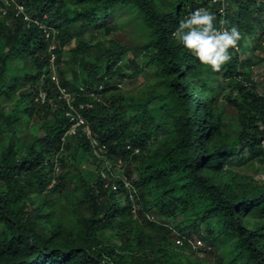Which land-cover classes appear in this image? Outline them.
<instances>
[{"label":"trees","instance_id":"16d2710c","mask_svg":"<svg viewBox=\"0 0 264 264\" xmlns=\"http://www.w3.org/2000/svg\"><path fill=\"white\" fill-rule=\"evenodd\" d=\"M197 8L215 13L218 28L234 25L242 34L222 65L220 90L173 35ZM36 24L53 29L52 64ZM119 29L129 31L130 44L109 37L97 61H89L96 46L85 36L108 37ZM141 53L157 85L126 95L123 103L107 81L140 74L135 60ZM127 54L132 60L123 63ZM83 59L79 83L63 76L77 74L73 66ZM13 62L18 67L9 72ZM262 62L264 0H0V133L28 126L17 119L20 111L41 122L40 137L19 136L0 154V264H264V178L236 181L228 171L241 159L264 163V88L248 75ZM53 66L74 95L73 111L105 146L99 157L80 128L76 141L61 143L72 122L48 76ZM160 87L164 95L155 96ZM226 107L236 116L235 135L223 126ZM82 161L94 167V178L84 175ZM108 161L125 164V181L107 167L100 172ZM176 238L181 246L168 242ZM192 238L211 262L187 254Z\"/></svg>","mask_w":264,"mask_h":264},{"label":"rangeland","instance_id":"374dc122","mask_svg":"<svg viewBox=\"0 0 264 264\" xmlns=\"http://www.w3.org/2000/svg\"><path fill=\"white\" fill-rule=\"evenodd\" d=\"M109 37L118 40V42L122 45H127V44H130V42H131L129 31L122 30V29H119V30L115 31L114 33H111V35L108 37L106 36V37H101V38H97V37L90 38L86 35L85 36L86 42L89 45H95L96 46V48L93 49L92 53L87 57V59L89 61H91L93 63L97 61L99 55L103 51L102 43L107 42L109 40ZM246 44H247L246 42H243L242 47H244ZM73 47H74V44L71 43L69 45L68 49L73 48ZM242 50H243V48H242ZM242 53L245 54L244 52H242ZM139 55H141V57L137 58L135 60V62H136V70H138L140 72V74H138L136 77H132V78H129V76H131V75H128L126 77V79H119L118 77L114 76L113 78H109V80L107 81L108 83H110V85L116 87V91H120V93H122V97L124 99L123 103H125L124 101H126V95H133V94L136 95L137 93H141L144 91L147 92L149 90H152L157 85V83H156L157 78L154 77L153 69L146 68L145 66L143 67V64L145 63V59H144L142 53ZM69 56H70V53L66 52L65 55L63 56L64 62L67 61ZM131 60H132V54H127L123 63H125V62L127 63V61H131ZM83 62H84V59L81 61H78V64L73 66L77 70V74L73 73V75H70L69 73H65L63 76L69 80L72 77V81L74 83H79L85 75L84 70L82 68ZM123 63L119 64V67L123 68L122 67ZM10 64H11L10 68L8 69L9 72L15 70L18 67L16 62L15 63L13 62ZM204 70H205L204 78L206 80H208L211 84H216L217 90H220L222 87H224L226 80H223L221 82L222 75L224 74L223 66H221V71H219V72H213L207 66L205 67ZM124 72H126L127 74H130L132 72V70L128 67V64L125 65ZM216 73H218V75H216ZM248 75H250L252 77L253 81L255 83H257V85H259V87L264 88V62L260 63L259 65L255 66V67H251V69L248 72ZM48 76H50V78L52 76H54L55 79L58 80V82H60L59 74L57 73V68L55 66H53L51 68ZM39 82H42V80L40 79ZM104 82H106V81H104ZM189 83H190V81H189ZM80 86H82V85H80ZM20 88L21 87H18V89H20ZM228 91H229V89H228V87H226V89L224 90L225 93H223L222 95H225ZM164 93H165V90H163L161 87L158 89H155V91H154L155 96H160L158 94L164 95ZM39 95H40L39 98L42 102L43 101V94L41 93ZM207 95H206V100L209 103V107L211 109H213L215 106L212 104L211 96L210 95L207 96ZM74 99H75L74 95L71 92V94H69L68 97L65 98L66 104L71 106V103L74 101ZM220 102L225 103L226 101L222 99V100H220ZM1 103H3V104L6 103L5 99L1 100ZM37 108H38L37 105H35L34 110H36ZM226 108L227 109L225 110V114L222 112V110L220 111L221 115H222V119H223L222 120L223 126L227 131H231V133L233 135H235L236 134L235 127H237L236 116L234 114V111L232 110L233 108H231V107H229V108L226 107ZM149 109L152 111V113L155 117L158 116L159 111H158L157 107L155 108V107L150 106ZM10 111H11V107H9V106H6L3 109V112H5V113H10ZM33 114H34V112H33ZM66 115H67V111L65 112V116ZM16 117H17V119H19V120L21 119L24 123L28 124V126L25 127L24 124H22V123L19 124V126L15 127V128H10L9 126H6V128L2 131V133H0V154L5 150V148L7 147V145L9 143L13 142V140L15 141V139L18 138L19 136H25L27 141H29V140L34 139L35 137H40V135H41V133L38 130L39 126L41 125V122H38L37 118H35L34 116L26 115V113H23L22 111H20ZM73 130L70 127V129L65 134H63V136L61 137V143L62 144L69 141V140L70 141H76L75 137H76V133H77L78 128H76L75 134L72 133ZM80 131L85 132L83 129H81ZM85 134L87 135V133H85ZM88 137L91 140L92 154L95 157H99V155L101 153H104L105 151L102 152V150L99 147V142L95 138L93 133H91V135ZM262 144L264 146V142ZM15 145H16L15 149H17L19 151L22 150V146L20 143L16 142ZM88 160L91 161L92 158L89 156ZM113 162H115V163H113ZM100 167H101V169H100L101 173H103L102 170L105 167H107L109 169H112L111 170L112 176L122 178L125 181L124 176H122L123 172H124L125 164H123L122 162L108 161L107 164H102V165H100ZM100 167H98V169ZM80 169H82V171L86 177L94 178L97 175L94 167L92 165H88L87 163H85L83 161L80 163ZM228 171H229V173L236 175L235 176L236 181L239 178H241L240 177L241 175H243V176L252 177L255 182L261 183L263 178H264V163L261 164L259 162H255V161L244 162L241 159L239 162H237L235 164V167H232V166L228 167ZM97 173H98V171H97ZM125 187L127 189L131 188L129 183H127V182H126ZM153 195L155 196V195H157V193L154 192ZM177 220L178 221L183 220V223H184V221H185V223H188V221L186 219H182V216L180 214L177 215ZM201 228L204 230V232H206V230L204 229V225H202ZM177 239H179V238L170 239L168 242L173 243V241L175 240V245L181 246V244H183V241L177 240ZM178 241L181 242V244ZM187 249H188L187 254L190 255L192 257V259H194V260H198L201 262H203V261L211 262L213 260V258L211 256L204 253V249H206V248L203 244H200V241L197 238H192V240L189 243V248H187Z\"/></svg>","mask_w":264,"mask_h":264},{"label":"clouds","instance_id":"9594fccd","mask_svg":"<svg viewBox=\"0 0 264 264\" xmlns=\"http://www.w3.org/2000/svg\"><path fill=\"white\" fill-rule=\"evenodd\" d=\"M15 5L14 9L17 14L24 15V7L19 4ZM18 7H21L22 10L20 11ZM25 18L28 20L26 15L24 20ZM220 23L223 24L225 22L221 21ZM36 25L41 30V38L50 47V42L45 39L43 30L51 29L53 31L52 27L46 24ZM173 35L179 41V44L187 50L188 54L195 58L199 65L207 66L213 72L221 71V66L231 61L232 51L230 50H235L242 40L241 31L236 26L218 28L216 26L215 13L206 8H197L183 16ZM244 50L245 47H243L242 51L244 52ZM48 52H50L49 49ZM58 83L61 86L60 82Z\"/></svg>","mask_w":264,"mask_h":264},{"label":"built area","instance_id":"2783aa9c","mask_svg":"<svg viewBox=\"0 0 264 264\" xmlns=\"http://www.w3.org/2000/svg\"><path fill=\"white\" fill-rule=\"evenodd\" d=\"M18 8L20 11L22 10L21 7H18ZM25 20H27V18H25ZM43 33L45 35V39L50 42V47H49V51L51 53L50 63L52 64L54 61V58H55L54 54H52V51L55 49V46H56L55 45L54 32L51 29H44ZM51 80L57 86V90L59 93V99L65 100V98L68 97V95H69L67 93V91L59 85L58 80H56L54 76L51 77ZM68 108H69V112H67L66 116L69 117V119H70L69 121L72 122L71 128H72V130L74 129L72 131V133L75 134L76 128H78V129L80 128V129H83L85 131L84 133H87V135L90 136L92 132L90 131L89 127L87 126L85 119L81 116L80 113L73 111L74 109H73L72 103H71V106L68 105ZM99 147L102 150V152L105 151V146L99 144ZM179 243L181 244V242H179Z\"/></svg>","mask_w":264,"mask_h":264}]
</instances>
